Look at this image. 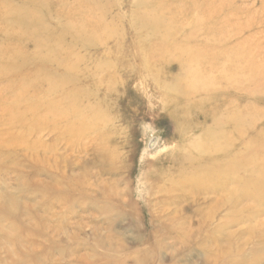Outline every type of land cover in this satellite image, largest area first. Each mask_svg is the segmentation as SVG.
<instances>
[{"label": "rangeland", "instance_id": "rangeland-1", "mask_svg": "<svg viewBox=\"0 0 264 264\" xmlns=\"http://www.w3.org/2000/svg\"><path fill=\"white\" fill-rule=\"evenodd\" d=\"M25 1L0 0V3L19 7L25 4ZM36 1L46 4L44 14L50 17V20L52 17V24H46L50 27L49 30L56 28L52 37L49 35L45 38L51 40L56 37L63 30L59 28V24L62 25L66 36L63 42L57 43V40L56 45L63 52L67 51L63 58L72 61L78 68L73 73L74 77L78 75L81 78L77 90H82L85 85L86 90L89 89L83 101L93 103L100 99L98 103L100 111L103 113L109 111L106 112L109 125L108 131L102 136L104 144L100 153L93 149L94 145H88L86 140L80 149L73 147L64 149L63 145L61 149H46L47 144L55 141L54 135L48 131L36 135L37 137L31 140L23 138L12 140L5 126L0 124V199L6 204L19 199V203L24 208H29L17 211L24 221L19 220L16 224L4 223L10 229L17 227L18 232L15 231V236L21 238L18 239L19 242L15 241L17 244L9 240L0 241V243L4 242V246L0 247V264H14L13 259L24 260L19 264H24L25 260L33 264H78L76 262L78 258H81L80 264H139L141 256L144 255L147 260L149 258L152 260L150 264H264V202L263 205L258 206L251 198L242 196L236 212L232 213L229 208L222 207L214 214L213 221L204 225L200 232L201 239L211 235L213 239L220 241L219 246L210 254L199 247L189 252L185 245L165 240L167 231L174 221L173 218H169L173 216L174 207L167 203L156 202V199L164 197V193L157 192L151 187L155 186L154 184H159L162 188L166 187L167 180L156 182L157 173L170 164L169 157L177 154L180 148L192 147L195 141H200L198 132L190 130L191 127L195 124L212 126L210 121H207L206 125L203 118H198L191 111H187V106L182 107L181 110L180 105L173 102L176 85L179 82L190 81L191 74L210 79L219 86L220 84L226 86L227 83L240 85L242 81L243 85L240 88L238 85L236 88L235 96H237L232 98L239 104L238 112L242 119L240 122L243 131L238 135L240 152L254 136L260 137V141L255 143L259 144L260 148H264V0ZM134 6L141 8L135 10ZM153 6L156 10L158 7V10H151ZM155 12L158 16L164 15L165 19L164 16L163 19L162 16L157 18ZM139 15L144 17L145 21ZM145 15L148 19L153 16L155 20H146ZM156 21H160V24ZM77 22H79V37L82 41L73 42V33L70 34L71 30L67 27L71 24L77 25ZM135 22L139 24L143 22L142 25L144 24L146 29L140 28L139 31L138 28L142 25ZM154 22L159 29L156 26L154 29ZM146 23L149 27L152 26L151 33ZM195 28L199 29L198 32ZM154 30L157 37L159 35L158 39L156 38L158 41H155V34L154 37L151 36ZM21 32L35 38L44 36L40 30L32 32L27 26H23ZM184 34L188 35L184 36ZM133 39L135 42L132 41ZM34 40L25 39L20 49L34 54ZM141 43L145 44V49ZM188 43L190 47L187 46ZM147 47H149V56ZM154 48L156 50L153 53H156L151 56L150 52ZM100 64L103 65L104 70L107 69L106 71L111 70L107 64L113 65V70L110 71L112 74L114 72L111 82L118 87L114 86V89L110 90L104 85L95 92L93 87L96 79L106 81V77L97 70ZM182 67L188 68L184 72ZM94 69L96 73L93 72ZM57 71L65 72L64 66ZM151 73H155V76ZM256 76L258 80L263 79L262 82L256 80ZM261 76L263 78H259ZM235 77L238 79L236 80ZM239 77L242 80H239ZM233 78L235 82L230 81ZM247 78L254 80H249V83L245 84ZM176 80L178 83L173 85ZM238 80L240 82H237ZM237 84H233L234 87ZM253 84L258 85L255 91ZM161 86L166 87L164 91ZM169 89L171 93H168ZM96 94L98 98H95ZM172 102L174 104H170V107L169 103ZM189 136L192 140L189 138L190 141H187ZM31 142L34 145L32 149L28 147ZM253 171H243L241 176L248 178ZM155 173L156 177L153 175ZM81 177L84 178L82 188L85 190L82 192L83 202L80 200L78 204L70 205L67 199L77 197H70L75 195V191H71L70 181ZM109 184L111 188L113 187L111 191ZM212 198L207 196L200 199V203L187 205L188 210L182 211V214L187 215L191 212L195 214L199 207L205 209ZM184 205L182 203L178 208ZM247 208L253 209L255 214H252L253 218L251 215L246 217ZM176 217H180V220L174 219L181 224L184 216L178 214ZM229 217H233L234 221L230 222ZM196 219L197 217L190 221L193 223L191 227L195 226ZM25 222L27 225H23ZM36 229L41 231L37 233ZM182 229H184L183 225L174 230L182 231ZM113 240L115 242H112ZM121 244H125L127 248L119 250L118 245ZM6 249L12 256L6 253ZM170 252L173 253L172 256L169 255Z\"/></svg>", "mask_w": 264, "mask_h": 264}, {"label": "bare ground", "instance_id": "bare-ground-1", "mask_svg": "<svg viewBox=\"0 0 264 264\" xmlns=\"http://www.w3.org/2000/svg\"><path fill=\"white\" fill-rule=\"evenodd\" d=\"M114 2H117V1H114ZM144 2H146V1H144ZM24 3L25 4H23L22 6H19V7H16V6L11 7V6H8L6 4L0 3V113L2 112V116L0 117V124L5 126L7 133H9V135L12 136V140H17L20 138L31 140L33 137H37L36 135H39L42 132L48 131L49 133L54 135L55 141L53 143H49V145L47 144L45 147L46 149H49V148L61 149L62 145H63L64 149H66L67 147H73V148L80 149V148H82L83 142L86 140L88 142V145H94L93 149H96L95 151H98L101 153V150H102V147L104 144V139H102V136H103L105 131H108V125H109L108 119H107L108 115L106 116V112L108 110L107 111L104 110L105 113L100 111V108L98 105L100 99L97 102L94 101L93 103L90 101H87V100H84V101L82 100L83 98H85V94L89 89L86 90V88H85L86 85H85L82 90H80V91L77 90V88H79L78 84L80 83L81 78L78 75L77 76L75 75V77H74L73 73L78 68H76L75 64L72 61L65 60L63 58V56L67 53V51L63 52V50H61L56 45L58 42H63L65 39V36H66L64 34V28L62 27V25L59 24V28L63 29V30L60 33H58L56 35V37H54L53 39L51 38V40L45 38L49 35H50V37H52L51 35L56 32V28L49 30L50 27L48 25H46L47 23L52 24V22H51L52 17L50 20V17H46L44 14V12L46 11V4L40 3L36 0H26ZM134 4L135 3H133V5ZM142 4H144L146 6L145 3H142ZM142 4H141V6H142ZM118 5H120V4H118ZM115 6H117V5H115ZM137 6H140V5L137 4ZM153 7L151 10L155 9V7L154 8ZM134 8H136V7L134 6ZM137 8H141V7H137ZM137 8L135 10H137ZM146 9H148V7ZM157 10H158V7H157ZM136 12L138 13V11H136ZM38 13H41V14H38ZM154 14L156 15L157 13L155 12ZM135 15H134V17H135ZM243 15H245V14H243ZM139 16H136V17H139ZM156 16H157V18H159L160 14H159V16L158 15H156ZM156 16H155V18H156ZM161 16H162V18H161ZM161 16H160V18L163 19L164 15H161ZM132 17H133V14H132ZM140 17H142V16H140ZM125 18H126V16H125ZM142 18L145 21L144 17H142ZM134 19L136 20V18H134ZM147 19L148 18L146 16V20ZM149 19L155 20L153 16H152V18H149ZM161 19H160V21H162ZM164 19H165V16H164ZM140 20H142V19H140ZM157 20H159V19H157ZM248 20H249V18H248ZM132 21H133V19H132ZM160 21L159 22L156 21L157 24H160ZM146 22H148V21H146ZM152 22H151V24H152ZM132 23H134V22H132ZM142 23H140V24L142 25ZM154 23H153V26L155 29L157 26H156V23L155 24ZM136 24H139V23H136ZM163 24H165V23H163ZM131 25L132 24L130 23V26ZM148 25L149 24H147L146 26H148ZM23 26H27L30 30H32V32H36L37 30H40V33H42V35H44V36L42 38L41 37L35 38L34 36L29 35L28 33H23V32H21V28H23ZM247 26H246V28H247ZM78 27H79V22H77V25L71 24L70 26L67 27V29L69 28L71 30L70 34L73 33L72 34L73 42L74 41L77 42L78 40L82 41L81 37H79L80 32L78 30ZM132 27L134 28V25ZM151 27H149L150 33L152 31ZM140 28L146 29L144 24L142 25V27L138 28L139 31L141 30ZM157 28L159 29V27H157ZM191 28H192V26H191ZM158 29H157V32H159ZM195 29H196V32H198L199 29L198 30H197V28H195ZM201 29L202 28H200V30ZM182 31H181V33H183ZM154 32L156 33V30H154L152 32V35H151L152 37H154L153 36V34H155ZM200 33H201V31H200ZM187 35L184 34V36H187ZM30 36L32 39H35L33 41L35 44V53L34 54L24 52L22 49H20V46L22 45V43L24 42L25 39H31ZM148 37H147V39H148ZM158 37H159V35H158ZM158 37L156 35L155 39L156 38L158 39ZM38 38L40 40H37ZM111 39H113V38H111ZM140 39H141V37H140ZM150 39L152 41V38H150ZM157 39L155 41H158ZM144 40H145V38H144ZM163 40L165 41V38H163ZM186 40H184V42ZM190 40L191 39H189V41ZM56 41H57V43H56ZM92 41H93V39H92ZM132 41L135 42L134 39ZM160 41L163 42L162 40H160ZM148 42H150V40ZM165 42H163V43H165ZM181 42H182V39H181ZM186 42H188V41H186ZM194 42H195V40H194ZM5 43H8V45L5 46L4 45ZM138 43H139V41H138ZM82 45H85V44H82ZM151 45H152V42H151ZM89 46H91V45H89ZM142 46L145 49V44H142ZM142 46H141V48H142ZM148 46H150V45H148ZM154 46H156V44ZM187 46H189V43L187 44ZM109 48H110V46H109ZM148 48L149 47H147V49ZM151 48H153V47H151ZM144 49H143V51H145ZM161 49L163 50V48H161ZM258 49H260V48H258ZM152 50L153 51H151V49H150V51L152 52V53L150 52L151 56H152V54L154 55L156 53V52L153 53L154 50H156L155 48ZM162 50H161V52H159L160 54L162 53ZM205 50L207 51V49H205ZM86 51H88V50H86ZM89 52H90V50H89ZM163 52L165 54L164 50H163ZM256 52H257V50H256ZM258 52H259V50H258ZM147 53L149 56V49H148ZM88 54H90V53H88ZM91 54H92V52H91ZM145 54H146V52H145ZM119 55H121V54H119ZM197 55H198V53H197ZM252 55H254V53H252ZM101 56H102V54H101ZM261 56H263V54ZM114 57H116V56H114ZM141 57L143 58L142 55H141ZM145 57H146V55H145ZM86 58H87V56H86ZM76 59L77 58H75V60ZM149 59H151V58H149ZM77 61L79 62V60H77ZM84 62H86V61H84ZM263 62H264V60H263ZM51 63H53L55 66H53V64L50 65ZM197 63H198V61H197ZM260 63H262V62H260ZM87 64H89V62ZM63 66L65 69V72L61 73L60 71H57V70H61V68ZM107 66H108V68L113 70L112 64H110V65L107 64ZM131 66H132V64H131ZM102 67H103L102 64L98 65L97 70L106 77V81H103L100 78H99L100 80L96 79L93 76V78L96 79V81L94 83V87H93V88H95V92L100 90L104 85L107 86V89H110V90L114 89V86H117L111 82V79L114 76V72L112 74L110 72L111 70L106 71L107 69L104 70ZM132 67H134V66H132ZM155 67H156V65H155ZM89 68H91V67H89ZM187 68L188 67H184L182 69V71L185 72ZM178 69H179V67H178ZM95 70L96 69H94L93 72H95ZM155 71H156V69H155ZM180 71H181V69H180ZM48 73L49 74L52 73L53 75L52 76L47 75ZM157 73H158V70H157ZM80 74H82V73H80ZM87 74H89V73H87ZM141 74L142 73H139V75H141ZM154 74H152V75L155 76ZM224 74H226V73H224ZM258 74L259 73H257V75ZM82 75L84 76V74H82ZM174 75H176V74H174ZM248 75H247V77H248ZM253 75L254 74H252V76ZM85 76H87V75H85ZM107 77H109V78H107ZM150 77H152V76L150 75ZM190 77H191V78H189L190 81H186V83H182V82L178 83V81H177L178 79L176 77L177 80L174 81L175 83L173 82V85H175L177 83L178 84L176 85L177 88H175V90L173 91L174 92L173 99L175 100V101L173 100V102H175V104L177 102L180 105L181 110H182V107L187 106L188 107L187 111H191L192 114H195L196 117H198V118H203V121L206 125H207V121H210L212 123V126L206 127L205 125L195 124L193 127H191L190 130H192L196 133L198 132L199 137H200V139H199L200 141H198V140L195 141V143H193L192 147L188 146V147L180 148L178 150L177 154H174L171 157H169V163L170 164L168 166L164 167L161 171H159L157 173V177H156V173L153 174L156 177V182H159L161 180H167L168 185L166 187L162 188L159 184H154L155 186L152 185L151 187L153 188V190L155 188L157 192L164 193V197L156 199V202L167 203V204L174 207V210L172 211L173 216H169V218H171V219L173 218L172 220H174V221H172V224L170 225V229H173V231L170 229L167 231V237L165 240H170L173 243L175 242L176 244L185 245L189 252H191L195 248L199 247L203 251L208 252L210 254V252L212 250H214L215 248H217L219 246L220 241L218 239H213V237L211 235H207L204 239H201L200 232H201V229L204 225H207L209 222L213 221V216L219 209H221L222 207H227L230 209V211H232V213L236 212V210L239 209L238 207L240 204V198L242 196H246V197L251 198V200L254 201V203L258 206H260V204L263 205V202H264V148H260L259 144L255 143V142L260 141V137L254 136V138L250 139L249 143L245 144L244 150L240 152L241 144H240L238 135H240V132L243 131V128L241 125L242 122H240V121H242V119H241V116L238 112L239 104H237L234 99L232 100V98L237 96V95L235 96V94H236V88L238 87L239 83L238 84L233 83V84H237L235 87L233 84H228V83L226 86H222L223 84L222 85L220 84V86H219L218 84H215V82H212L210 79L208 80V79H204V78H199L198 75H195V74H191ZM229 77H231V76H229ZM253 77H255V76H253ZM120 78H121V76H120ZM157 78H159V76H157ZM178 78L180 79V77H178ZM235 78H236V80L238 79L237 77H235ZM244 78H245V76H244ZM259 78H263V77L261 76ZM240 79L241 78L239 77V80ZM104 80H105V78H104ZM236 80L233 78V80H230V81L235 82ZM239 80L237 82H240ZM247 80H246L245 84L249 83V80L253 81L254 79L252 80L251 78L250 79L247 78ZM256 80H258L257 76H256ZM262 80H258V81L262 82ZM180 81H181V79H180ZM258 81H256V82H258ZM153 82L155 83V81H153ZM166 83H168V82H166ZM166 83H165V86H166ZM122 84H123V82H122ZM158 84L159 83H157V85ZM173 85L170 84V86H173ZM242 85H243V83L241 81V84L239 85L238 88H240ZM258 85L253 84V87H254L253 91H255V88H257ZM174 87L175 86H173V88ZM161 88H163V87L161 86ZM165 88H163L162 90L164 91ZM258 88H260V87H258ZM171 89H172V87H171ZM242 89L243 88H241V90ZM238 90L240 92V89H238ZM245 90H243V91L245 92ZM165 91H167V90H165ZM170 91L171 90L169 89L168 93ZM91 94L94 95V93H91ZM239 95H240V93H239ZM239 95H238V98H240ZM170 96L171 95H169V97ZM257 97L259 98V96H257ZM263 97H264V95H263ZM91 98H93V96ZM95 98H98L97 94H96ZM166 98H167V96H166ZM260 98H262L261 95H260ZM89 99L90 98H88V100ZM168 99H171V98H168ZM240 100L242 101L241 98H240ZM248 100H250V99H248ZM256 101H259V100H256ZM173 102L169 103V105L174 104ZM107 105H109V104H107ZM172 106H174V105H172ZM100 107H102V106H100ZM112 107H110V109ZM170 107H171V105H170ZM108 108L109 107L107 106V109ZM173 111H174V109H173ZM110 115H112V114H110ZM178 117H179V115H178ZM184 119H186V118H184ZM115 120L118 121L117 118ZM193 120H195V119H193ZM256 120H257V117H256ZM114 124H115V122H114ZM183 124H185V123H183ZM248 133H250V132H248ZM190 137L191 136H189L188 138L187 137H185V138H187L186 139L187 141H190V140H192ZM189 138H190V140H189ZM186 140H185V142H186ZM105 142H107V141H105ZM32 143L33 142H31V144L28 145L29 148L34 146ZM251 143H254V144L252 145ZM106 145H108V144H106ZM176 147H177V145H176ZM91 149H92V147H91ZM113 156H114V154H113ZM105 163H106V161H105ZM243 171H250V172L253 171V174H251V176L248 178H244L241 176V173ZM74 177H76V176H74ZM87 177H88V175H87ZM155 177H154V179H155ZM85 178H86V175H85ZM150 181H152V180H150ZM83 183H84L83 177L76 178V179H74V181L73 180L70 181L71 191L72 190L75 191V195H70V197L71 196H77V197H73V199H67L68 204H70V205L75 204L76 205V204H78V202L80 200L82 201V198L84 196L82 192H85V190L82 188ZM98 183H100V181ZM111 183L112 182H110V184ZM103 184H104V182H103ZM111 185H110V191L113 188V187L111 188ZM207 196H212L213 198L211 201H209V203H207V207L205 209H203L202 207H199L198 210L195 212V214H193L192 212L187 214V215L182 214V211L185 212V210H188V206L194 205L196 202H199L200 199L207 197ZM182 203L185 205L182 208H178ZM23 209H29V208H24L21 205V203H19V199H16L12 202H9V204H6V202H3L0 199V232L2 234V235H0V239H2L0 241H8L9 240L11 243H14L16 240H18V239L20 240L21 237L16 238V236H15V234H16L15 231H17V227L16 228L14 227V229H10V227H8L4 223L5 222H11L12 224L13 223L16 224V222L19 220L24 221L23 218L19 217V214L17 212V211L20 212ZM245 210H247L246 217L251 215V218H253V215H252V214H254L253 209L247 208ZM178 214H180V216H184V217H182V218H184L181 221L182 223L179 221L181 224H179L175 221V219L180 220V217L179 218L176 217V215H178ZM95 215H97V214L95 213ZM103 216H101V217H103ZM195 217H197V219L195 221V226L191 227V226H193V223H191L190 221L192 220V218H195ZM171 219H169V220H171ZM233 219H234L233 217H229L230 222H232L231 220H233ZM107 221L108 220H106V222ZM21 223H23V222H21ZM23 225H27V223L25 222ZM182 225L184 226V229H182V231L174 230L175 228H179V227L181 228ZM40 231L41 230L36 229L37 233ZM69 235H71V234H69ZM19 240H18V242H19ZM108 242H110V241H108ZM112 242H115V241L113 240ZM116 243H119V242H116ZM120 243H122V242H120ZM78 244H80V242H78ZM102 244L104 245V242H102ZM107 244H110V243H107ZM3 246H4V242H1L0 247H3ZM15 247L16 246L14 245V248ZM118 247H119V250H125L127 248L125 244L118 245ZM116 248H117V246H116ZM7 249H9V248H7ZM7 249H6V253L8 255H10V252ZM10 250H12V249L10 248ZM92 250H93V248H92ZM79 253H81V252H79ZM172 254H173L172 252L169 253L170 256H172ZM80 255H82V254H80ZM10 256H12V255H10ZM75 257L77 258V255ZM84 258H86V256ZM170 258H172V257H170ZM80 260H81V258H78V260L76 262L78 264H80L79 263ZM13 261H14V264H19V262L20 263L24 262L23 259H20V260H14L13 259ZM151 261L152 260H150V258L147 260V257L144 255V256H141V262L139 264H150ZM24 264H33V263H30L29 261L25 260ZM84 264H86V263H84Z\"/></svg>", "mask_w": 264, "mask_h": 264}]
</instances>
